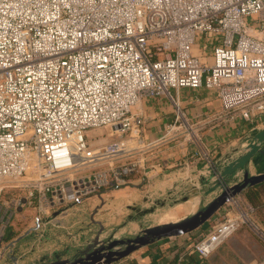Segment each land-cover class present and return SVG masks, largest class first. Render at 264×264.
Listing matches in <instances>:
<instances>
[{
    "label": "built area",
    "instance_id": "1",
    "mask_svg": "<svg viewBox=\"0 0 264 264\" xmlns=\"http://www.w3.org/2000/svg\"><path fill=\"white\" fill-rule=\"evenodd\" d=\"M182 88L263 120L264 0H0V223L34 208L30 230L44 232L51 213L123 185L136 164L119 161L136 148L121 138L137 141L143 124L133 108L170 98L171 132ZM101 128L111 140L92 147L87 133ZM224 206L194 245L202 259L244 226L264 237L250 204L230 195Z\"/></svg>",
    "mask_w": 264,
    "mask_h": 264
},
{
    "label": "crops",
    "instance_id": "2",
    "mask_svg": "<svg viewBox=\"0 0 264 264\" xmlns=\"http://www.w3.org/2000/svg\"><path fill=\"white\" fill-rule=\"evenodd\" d=\"M198 51L195 48L196 55H200ZM171 95L179 99L182 126L176 125L169 132L177 116L170 98H143L132 110L143 119L136 141L139 147L119 161L136 164L124 184L103 190L102 198L90 197L81 206L67 205L62 214L54 212L55 219L48 225L64 229V233L44 230L26 249H21L22 241L17 239L11 264L45 262L58 249L61 259H71L98 236L105 240L99 230L89 235L96 226L103 232L117 226L116 234L133 238L149 228L180 223L220 196L217 174L222 176L231 159L249 152L255 136L264 129V117L247 122L238 112L222 113L212 90L182 88L172 90ZM260 157H264V143L244 170L227 171L222 182L234 186L243 180L245 172L250 177L263 174ZM237 195L254 208L251 219L264 234V182L248 186ZM226 211L223 206L194 231L156 240L113 264H264V237L249 226L238 230L206 259L195 251L200 236L223 219ZM44 239L50 244H42L41 249Z\"/></svg>",
    "mask_w": 264,
    "mask_h": 264
},
{
    "label": "water",
    "instance_id": "3",
    "mask_svg": "<svg viewBox=\"0 0 264 264\" xmlns=\"http://www.w3.org/2000/svg\"><path fill=\"white\" fill-rule=\"evenodd\" d=\"M263 143L264 129L255 136V139L249 146V152L228 165V174L234 173L237 170H244L247 163L260 152L261 144ZM227 171L222 175V179L224 175L227 174ZM263 182L264 173L259 176L250 177L248 172H245L243 180L234 186H227L224 182L219 183L218 186L222 188L220 196L204 210L180 223L149 228L134 238H127L126 240L109 239L104 241L100 240L98 236L92 242L86 244V246L71 259H60L59 261L48 264H113L156 240L194 231L208 221L218 209L222 208L230 195L235 196L246 187ZM118 245L123 248L116 250Z\"/></svg>",
    "mask_w": 264,
    "mask_h": 264
},
{
    "label": "rangeland",
    "instance_id": "4",
    "mask_svg": "<svg viewBox=\"0 0 264 264\" xmlns=\"http://www.w3.org/2000/svg\"><path fill=\"white\" fill-rule=\"evenodd\" d=\"M198 52H200V51H198ZM205 62L210 64L211 63V57L207 56L205 58ZM87 137H88L89 143L92 147H98V146L104 145L111 140L109 130L103 129V128L96 129V130H90L87 133ZM131 137H133V135H129V133H128V134H124L121 139L125 140L126 144L129 147L138 148L139 147L138 143L136 141H134L133 139H131ZM261 147H262V144H261ZM258 161H259V165L264 166V157H260L258 159ZM7 190H9V189H7ZM17 190H18L17 192H14L11 195L6 196L7 199H10L11 197H14L16 195L25 194V192L23 190L22 191H19V189H17ZM8 197H10V198H8ZM31 210L32 209L28 207L23 212L16 213L13 216V218L10 219V222L8 224H1L0 223V264H11L13 262V260H14V255H12V254H14L13 253V249H14L13 245L15 243H17V241H16L17 239H18V242L22 241L19 244L21 249H26L29 247L28 246L29 243L36 241L43 234V232H40V231L35 232V231L30 230L31 227H33V222H32V218H33L32 215L33 214L31 213ZM9 217H10V215L8 216V218ZM50 217L54 218L55 214L51 213ZM96 227L93 228V231L91 233H89V235H93V234H95V232L97 230H99L102 237L105 238L104 241L109 240V239H111V240H126V237H128V235L121 236V235L116 234L119 232V228L117 226L114 227L113 230L110 232L109 231L103 232L101 226H100V229H99V227H97V228ZM45 230H48V231L52 230L53 233H55V234H60V231H61V233L62 232L64 233V231H65L64 229L63 230L56 229V227L53 225H48ZM114 235H116V238H114ZM42 244H44V246H47L48 244H50V240H48V239L42 240V242L40 244L41 249L43 248L41 246ZM122 248H123L122 246L118 245L116 247V250L122 249ZM55 252L56 253L54 255L53 254L49 255V258H47L45 260V262H39L38 264H48L51 262L59 261L62 257V256H60V249H58Z\"/></svg>",
    "mask_w": 264,
    "mask_h": 264
}]
</instances>
